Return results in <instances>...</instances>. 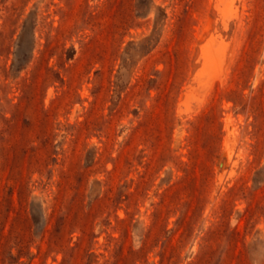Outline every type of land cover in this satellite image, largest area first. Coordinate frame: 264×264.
I'll return each instance as SVG.
<instances>
[{
	"label": "rangeland",
	"instance_id": "374dc122",
	"mask_svg": "<svg viewBox=\"0 0 264 264\" xmlns=\"http://www.w3.org/2000/svg\"><path fill=\"white\" fill-rule=\"evenodd\" d=\"M0 264H264V0H0Z\"/></svg>",
	"mask_w": 264,
	"mask_h": 264
}]
</instances>
